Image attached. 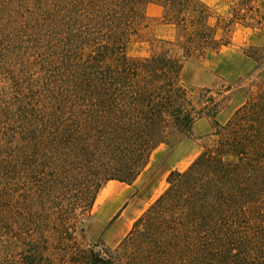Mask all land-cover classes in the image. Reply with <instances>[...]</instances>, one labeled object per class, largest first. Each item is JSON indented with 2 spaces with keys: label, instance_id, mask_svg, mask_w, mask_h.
<instances>
[{
  "label": "trees",
  "instance_id": "trees-1",
  "mask_svg": "<svg viewBox=\"0 0 264 264\" xmlns=\"http://www.w3.org/2000/svg\"><path fill=\"white\" fill-rule=\"evenodd\" d=\"M36 1L39 36L47 38L37 46L43 44L45 53L39 91L34 105L24 101L19 109L9 149H23L22 154L32 149L51 194L75 178L66 167L79 162L85 172L81 200L92 211L105 182L133 183L159 145L172 148L198 119L212 120L214 137L187 169L169 173L167 188L115 252L73 249L59 257L60 264H264V83L221 124L223 91L192 92L181 82L186 60L206 58L227 44L217 38L220 21L210 23V9L201 0ZM150 2L163 6L162 20L178 35L150 57L133 58L127 46L139 34ZM231 5L225 29L238 22L264 30V0H231ZM252 50L256 71L264 64V47ZM17 160L6 163L5 179L21 178ZM11 200L6 188L0 201ZM6 207L4 221L28 227ZM71 222L73 228L81 224ZM25 234L13 235L24 247L22 264H54L40 227Z\"/></svg>",
  "mask_w": 264,
  "mask_h": 264
},
{
  "label": "rangeland",
  "instance_id": "rangeland-1",
  "mask_svg": "<svg viewBox=\"0 0 264 264\" xmlns=\"http://www.w3.org/2000/svg\"><path fill=\"white\" fill-rule=\"evenodd\" d=\"M201 1L211 11L210 23L217 25L220 21L217 38L227 41V44L206 58L186 60L181 72V82L192 92L211 87L213 91L222 90L225 99L217 120L225 124L246 101L249 92H254L261 82L264 83V64L255 71L256 63L249 56L255 53L253 47H264V30L238 22L227 30L224 26L232 16L231 0ZM153 6L162 5L156 2L146 5V20L139 34L133 36L127 46L130 57L148 58L154 52L161 51L163 42L176 41V27L149 12V8ZM39 13L40 3L36 0H0V194L8 188L14 197L7 204L0 201V264H22L24 256L22 258L21 252L24 247L17 240L14 242L13 235L26 238L25 233L29 228L40 227V232L49 239L54 264H60L59 257L73 249L94 247L102 253L115 252L134 221L167 188L168 171L174 166L180 171L187 169L214 139L212 120L198 119L192 133L180 138L172 148L165 143L156 148L147 170L131 187L117 181L105 182L98 192L100 198L96 206L94 203L92 211H88L87 202L81 200V193L85 188V172L79 162L69 163L66 167V170L76 175L75 178L66 180L59 192L51 194L49 178L40 180V162L36 161L32 149H26L23 154V149H9L17 132L19 109L25 105L24 101L30 106L34 105L39 91L37 80L45 53L40 50L43 44L38 48L37 46L47 39L39 36ZM229 86L231 90L227 91ZM157 154L160 157L155 163L153 158ZM15 159L19 162L21 178L7 180L3 177V169L9 160ZM47 171L50 175L51 170ZM24 198L28 199L29 205L25 204ZM5 205L17 214L20 222L26 219L28 227L17 229L16 220L4 221L3 212L7 209ZM128 205L134 214L126 209ZM58 218L67 220V223L58 222ZM73 219H79L81 224L71 227ZM117 227H120L118 233ZM5 245L11 246L8 253L3 252ZM24 254L28 252L23 251L22 255Z\"/></svg>",
  "mask_w": 264,
  "mask_h": 264
},
{
  "label": "crops",
  "instance_id": "crops-1",
  "mask_svg": "<svg viewBox=\"0 0 264 264\" xmlns=\"http://www.w3.org/2000/svg\"><path fill=\"white\" fill-rule=\"evenodd\" d=\"M149 12H153V14L156 16V17H162L163 16V7L162 6H153L151 9L149 8ZM166 27H170V25H165ZM154 151H156V149L154 150ZM154 151H153V153H152V155L154 154ZM152 155H151V157H152ZM160 157V156H159ZM159 157H158V154L157 155H155V158H153V159H155V163H157L158 162V160H159ZM149 165V164H148ZM148 165H147V167L141 172V174L136 178V180L147 170V168H148ZM173 170H178L177 168H176V166H174L173 168H171L169 171H168V175H169V173L171 172V171H173ZM180 171V170H179ZM168 177V176H167ZM135 180V181H136ZM113 181H116V180H111V181H108L107 183H109V182H113ZM134 181V182H135ZM117 182H119V183H121V184H126V185H128V186H130L131 187V185L132 184H134V182L133 183H131V184H127V183H124V182H120V181H117ZM102 188V187H101ZM100 196V193L99 194H97V198H96V200H95V206H96V203L98 202V198H100L99 197ZM94 206V207H95ZM127 210H129L130 211V213L131 214H134V212H133V210L131 209V207L128 205L127 206V208H126ZM125 209V210H126ZM120 223H121V221H119ZM122 224V223H121ZM131 230V229H130ZM120 231V227H117V233ZM129 233V232H128Z\"/></svg>",
  "mask_w": 264,
  "mask_h": 264
}]
</instances>
